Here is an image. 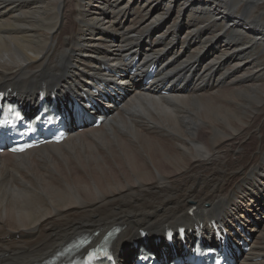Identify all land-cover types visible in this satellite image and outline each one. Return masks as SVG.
Wrapping results in <instances>:
<instances>
[{"label": "bare ground", "instance_id": "1", "mask_svg": "<svg viewBox=\"0 0 264 264\" xmlns=\"http://www.w3.org/2000/svg\"><path fill=\"white\" fill-rule=\"evenodd\" d=\"M136 56L161 70L151 92L122 74ZM117 82L128 98L99 128L0 155V264L114 227L125 264L132 241L195 218H240L243 264H264V0H0V91Z\"/></svg>", "mask_w": 264, "mask_h": 264}, {"label": "snow or ice", "instance_id": "2", "mask_svg": "<svg viewBox=\"0 0 264 264\" xmlns=\"http://www.w3.org/2000/svg\"><path fill=\"white\" fill-rule=\"evenodd\" d=\"M18 150H21L22 151L23 149H18Z\"/></svg>", "mask_w": 264, "mask_h": 264}]
</instances>
